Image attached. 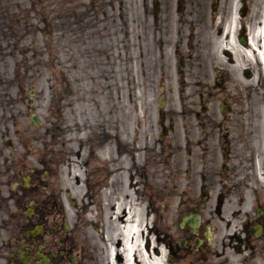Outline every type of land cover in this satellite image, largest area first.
<instances>
[{"label":"rangeland","instance_id":"rangeland-1","mask_svg":"<svg viewBox=\"0 0 264 264\" xmlns=\"http://www.w3.org/2000/svg\"><path fill=\"white\" fill-rule=\"evenodd\" d=\"M263 2L0 0V193L6 194L36 168L59 170L71 197L80 195L94 167L88 159L91 142L104 136L139 146L143 152H136V162L152 171L156 182L172 186L162 177L167 168H151L152 155L146 156L144 149L150 150L161 124L172 136L168 140L183 144L182 107L187 103L205 98L213 104L209 112L218 114L221 102H237L248 114L242 118L249 117L250 52L237 36L242 29L249 39L250 21ZM218 71L225 75L223 90L212 85ZM33 114L38 126L29 121ZM180 151L178 158L184 157ZM173 159L161 160L180 170L183 160ZM103 196L105 206L112 192L106 190ZM178 197L171 206L169 200H159L153 229L143 216L142 247L146 231L166 226V211L177 209ZM113 220L105 214V234L111 233ZM164 232L161 229L160 236ZM154 233L148 240L158 246L154 251L164 250L163 263L183 264V259L168 261ZM109 238L103 237L100 248L106 264L108 248L120 243L118 235ZM221 241L203 245L208 261L225 260L228 253Z\"/></svg>","mask_w":264,"mask_h":264},{"label":"flooded vegetation","instance_id":"flooded-vegetation-1","mask_svg":"<svg viewBox=\"0 0 264 264\" xmlns=\"http://www.w3.org/2000/svg\"><path fill=\"white\" fill-rule=\"evenodd\" d=\"M224 81L218 73L214 87L222 88ZM212 105L201 101L182 107L185 160L164 179L172 186L156 182L154 174L136 162V151L118 141L91 142L88 159L94 167L80 195L71 197L59 170L30 169L6 194L0 193V264H106L98 238L105 214L125 218L135 209L152 217L153 229L159 200L163 197L171 206L177 196V209L166 211V226L151 232L173 260L216 264L208 261L203 245L220 239L228 255L218 264H264V73L253 50L250 125L242 124L239 103H221L218 114L209 112ZM169 138L171 134L164 133L155 138L148 164L171 156ZM104 147L112 149L104 153ZM106 190L112 196L104 206ZM184 218L190 222L182 225Z\"/></svg>","mask_w":264,"mask_h":264},{"label":"bare ground","instance_id":"bare-ground-1","mask_svg":"<svg viewBox=\"0 0 264 264\" xmlns=\"http://www.w3.org/2000/svg\"><path fill=\"white\" fill-rule=\"evenodd\" d=\"M250 41L254 49L259 48V55L264 62V2L260 12V19L257 25H254L251 29V33H249V52ZM223 50L230 51L228 48H224ZM224 54H227V51H224ZM126 216V218H120L116 214L113 220L115 225L110 230L111 233L108 231L104 235V237H110L109 239L111 240L117 235L120 236L119 245L116 247L111 246V244L108 248L107 257L109 264H164L162 261V249H159V253L156 254L154 248L157 246L150 245L151 241H149V248H146V245L144 247L141 245L144 224H142L143 217L140 215V212H137L135 209L129 210ZM116 222L122 225L118 227L116 226ZM145 225H148L147 222H145Z\"/></svg>","mask_w":264,"mask_h":264},{"label":"water","instance_id":"water-1","mask_svg":"<svg viewBox=\"0 0 264 264\" xmlns=\"http://www.w3.org/2000/svg\"><path fill=\"white\" fill-rule=\"evenodd\" d=\"M239 40H240V43L244 44V39L242 37Z\"/></svg>","mask_w":264,"mask_h":264}]
</instances>
